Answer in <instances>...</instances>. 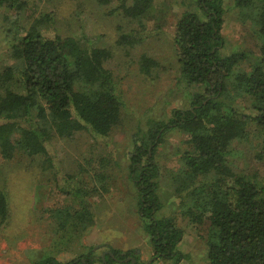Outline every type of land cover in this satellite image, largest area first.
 <instances>
[{
	"label": "trees",
	"instance_id": "1",
	"mask_svg": "<svg viewBox=\"0 0 264 264\" xmlns=\"http://www.w3.org/2000/svg\"><path fill=\"white\" fill-rule=\"evenodd\" d=\"M98 2L115 4L113 13L138 20L142 26L153 6V0ZM28 3L0 0V8L19 16ZM235 4L243 9L256 7L251 16L264 39V0H235ZM187 6L176 22L174 47L181 80L198 91L190 95L189 107L175 108L168 120H152L143 134H135L128 155L137 210L157 256L152 263L159 258L170 264L184 262L187 254L180 246L186 227L193 225L206 243L208 264H264V177L239 175L228 163L233 143L247 138L252 129L261 138L257 156L264 158V41L257 52L245 48L223 54L224 0H190ZM52 19V13H46L40 21ZM7 31L10 40L0 56L1 157L52 156L49 142L55 135L72 138L87 130L106 136L121 123L123 101L107 66L111 49L86 37L47 36L37 23L15 25ZM140 63L146 73L160 65L146 54H141ZM239 100L247 101L250 108L241 111L235 106ZM174 129L187 135L188 148L181 157L183 167L174 176L180 214L166 216L161 215L164 204L158 192L160 166L155 155ZM101 163H107L106 158ZM100 168L104 170L97 174L98 186H76L74 175L68 176L70 186L61 187L66 203L51 210L55 230L73 221L84 228L95 223L90 197L110 190V174L106 166ZM9 216L8 193L0 184V223ZM93 250L67 262L48 256L40 264H132L133 258L134 264H144L138 249L124 254L111 249L103 252L105 258Z\"/></svg>",
	"mask_w": 264,
	"mask_h": 264
},
{
	"label": "rangeland",
	"instance_id": "2",
	"mask_svg": "<svg viewBox=\"0 0 264 264\" xmlns=\"http://www.w3.org/2000/svg\"><path fill=\"white\" fill-rule=\"evenodd\" d=\"M188 1L153 0V6L142 19L145 27L138 20L117 11L113 13L115 4L103 5L98 0H29L19 16L14 10L0 8V56L6 52L10 40L7 30L15 25L29 27L37 23L50 37L59 34L89 38L96 45L112 50L107 66L113 71L117 93L123 101L121 123L106 136H96L87 130L72 138L55 135L49 142L52 156L35 159L25 155L12 159L0 156V184L8 193L10 206L9 219L0 223V264H40L48 256L67 262L82 258L91 247L96 256L111 249H119L123 254L138 249L141 262L146 264L152 259L151 238L137 210L128 155L135 134H143L152 120H168L175 108L189 107L190 95L198 91L181 80L174 47L176 22L189 8ZM224 4L226 46L222 53L245 48L257 52L264 39L258 35L251 16L256 7L243 9L236 6L235 0H224ZM46 13H52L53 19L40 21ZM124 35L128 38L124 39ZM141 54L157 59L160 65L150 73L144 72ZM249 105L242 100L235 104L241 111L250 108ZM256 133L252 129L247 138L233 143L228 163L239 175L263 179L264 158L257 156L262 148L261 138ZM186 138L180 129L169 131L155 155L160 166L158 192L164 204L161 215L180 214L174 176L183 167L181 157L188 148ZM102 158L107 163L102 164ZM100 166H106L110 174V190L92 193L90 197L95 223L84 228L73 221L72 225L55 230L51 210L66 203L61 187L70 186L68 176L74 175L72 182L76 186H98L97 174L104 170ZM180 248L187 254L181 264H208L206 243L195 226L186 227ZM152 262L149 264H170V260L163 258Z\"/></svg>",
	"mask_w": 264,
	"mask_h": 264
},
{
	"label": "water",
	"instance_id": "3",
	"mask_svg": "<svg viewBox=\"0 0 264 264\" xmlns=\"http://www.w3.org/2000/svg\"><path fill=\"white\" fill-rule=\"evenodd\" d=\"M103 257L105 258V253L103 254ZM152 260H153V258L151 260H149V262H147L146 264H149ZM134 263H135V259L133 258L132 264H134Z\"/></svg>",
	"mask_w": 264,
	"mask_h": 264
},
{
	"label": "flooded vegetation",
	"instance_id": "4",
	"mask_svg": "<svg viewBox=\"0 0 264 264\" xmlns=\"http://www.w3.org/2000/svg\"><path fill=\"white\" fill-rule=\"evenodd\" d=\"M153 257H157V256L154 254V252H153ZM153 257H152V258H153ZM127 259H129V258H127Z\"/></svg>",
	"mask_w": 264,
	"mask_h": 264
}]
</instances>
